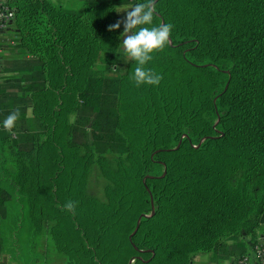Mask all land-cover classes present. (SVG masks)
I'll list each match as a JSON object with an SVG mask.
<instances>
[{"label": "trees", "instance_id": "16d2710c", "mask_svg": "<svg viewBox=\"0 0 264 264\" xmlns=\"http://www.w3.org/2000/svg\"><path fill=\"white\" fill-rule=\"evenodd\" d=\"M140 2L5 1L31 60L7 100L16 136L0 131V243L7 221L13 245L35 253L49 234L67 264H243L264 235V0H156L146 26L174 27L146 67L163 79L137 87L135 61L116 78L96 65L119 48L116 6ZM93 163L104 202L86 191Z\"/></svg>", "mask_w": 264, "mask_h": 264}, {"label": "rangeland", "instance_id": "374dc122", "mask_svg": "<svg viewBox=\"0 0 264 264\" xmlns=\"http://www.w3.org/2000/svg\"><path fill=\"white\" fill-rule=\"evenodd\" d=\"M50 1L67 11L79 13L83 9L84 1H98V0H50ZM133 6L134 5L131 3L117 5L115 8V12L118 20L124 19L126 16L125 11L130 10ZM123 31H124V26L122 24V33ZM15 37H16L15 35L9 36L10 38V40L8 41L9 46L16 47V43H13L15 42L14 41ZM122 40H123V35L119 48L115 54L113 55L108 53L101 54V57L96 66L99 67L100 71L102 70L101 74L105 77L116 78L117 76L121 75L126 69V65L130 60V58L127 57V55L124 52L122 46ZM15 52L17 53L16 55L17 57L25 56L20 54L21 52L18 51L17 47ZM30 60L31 59H28V61ZM2 78H3V68L1 72V79ZM70 121L74 122V116L70 117ZM89 136L90 139H92V135L89 134ZM77 140H80L79 136L77 137ZM117 143H120V141L118 140ZM106 155L108 157H111L108 153ZM105 185H106V181L101 177L97 165L93 163L91 165L87 179V186H86L87 193L104 202L105 197H104L103 189ZM8 224L7 221H5L2 224L6 233L5 234L1 233L3 240H1L0 243L1 244L0 246H2V249L0 250V264H67V260L65 256L55 250L49 234H47L44 237L43 244L40 249H38L35 253L31 251L28 252V249L24 247L23 244L20 243L19 241L16 240L14 245L10 241V239H12V234H9L11 232L10 230L11 227ZM261 235L263 234L260 233L259 236ZM5 236H7L8 238L4 239ZM223 244L225 251H227L228 248L234 243L229 239H225L223 240ZM248 251L249 252L247 254V263H250L254 259V253L251 249H249ZM234 261L235 258H227L223 254V252H219V253L198 252L192 256L191 264H232Z\"/></svg>", "mask_w": 264, "mask_h": 264}, {"label": "clouds", "instance_id": "9594fccd", "mask_svg": "<svg viewBox=\"0 0 264 264\" xmlns=\"http://www.w3.org/2000/svg\"><path fill=\"white\" fill-rule=\"evenodd\" d=\"M125 12V18L109 25L108 30L119 29L121 24L124 26L122 46L127 57L136 63L130 80L137 87L145 84L158 86L163 79L162 74L146 67V65L153 59L154 53L163 51L169 45L174 26L170 23L146 26L153 24L156 14V0H143ZM19 118L20 111L17 108L5 118L3 128L15 135L13 129L16 127ZM77 203L69 200L64 204L63 210L75 215Z\"/></svg>", "mask_w": 264, "mask_h": 264}, {"label": "crops", "instance_id": "0c3cea01", "mask_svg": "<svg viewBox=\"0 0 264 264\" xmlns=\"http://www.w3.org/2000/svg\"><path fill=\"white\" fill-rule=\"evenodd\" d=\"M5 1L6 0H0V5L4 4ZM12 26L9 29L2 31L0 33V47H2L3 50V54H2L3 78H2V82L0 83V87L2 86V88L5 91V96H0V131L5 130L3 128V121L9 115L7 110V106H8L7 104H9L10 102L9 101L7 102L8 98L9 99L13 98V96H18V98H21L22 95L20 93V85L17 83V81H15L16 77L18 76V69L22 68L23 65L22 62H26L28 61V59H31L30 57L23 54V52L20 51L19 49L18 51L21 52L19 53L25 56L17 57L16 56L17 53L15 52L16 47L8 45L9 43L8 41L10 40L9 36L16 35L15 34L16 30ZM24 58L27 60H25ZM30 117H31L30 111L28 110L26 118L29 119ZM15 136L16 134L15 135L12 134L13 138H15ZM1 147H2V141L0 140V150ZM261 236L263 237V235ZM261 236H259V239L261 238ZM253 263H254V259L248 264H253Z\"/></svg>", "mask_w": 264, "mask_h": 264}, {"label": "built area", "instance_id": "2783aa9c", "mask_svg": "<svg viewBox=\"0 0 264 264\" xmlns=\"http://www.w3.org/2000/svg\"><path fill=\"white\" fill-rule=\"evenodd\" d=\"M14 21V13L11 9H9L4 4L0 5V32L9 29L13 25ZM13 44V43H12ZM2 54L3 50L0 47V83L2 82L1 79V72H2ZM254 254L258 257L261 261V264H264V236L261 237L257 244L254 247ZM243 264H248L245 260Z\"/></svg>", "mask_w": 264, "mask_h": 264}]
</instances>
